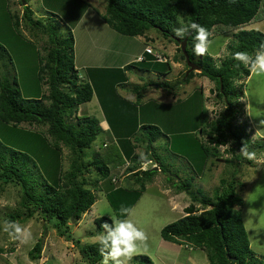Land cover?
Listing matches in <instances>:
<instances>
[{
	"label": "trees",
	"instance_id": "1",
	"mask_svg": "<svg viewBox=\"0 0 264 264\" xmlns=\"http://www.w3.org/2000/svg\"><path fill=\"white\" fill-rule=\"evenodd\" d=\"M25 1L27 6H23L20 0L24 9L23 23L15 14L12 16L14 19L12 27L20 32L21 29L23 31V24L31 39L38 42V48L43 37H48V44L44 47L47 55L43 57L39 54L38 57L40 67L37 78L42 84L48 85L49 93L46 95L36 92L41 90L39 84L32 90L34 97L23 94L18 77L14 74L12 56L0 43V182L16 184L21 188V205L28 211L23 222L32 218L36 212L40 213L45 221L53 222L59 237H65L67 241L73 242L75 238L67 226L68 222L72 216L78 220L91 210L96 202V192L102 191V184L112 183V169L116 170L130 163L127 171L135 172L132 175L143 188L159 173L153 167L142 171L144 163L152 161L154 165H160L162 172L166 170L167 166L161 164L160 156L154 148V143L163 135L162 125L157 121L145 123L139 111L134 116H116L114 124L107 119L113 129L112 136L115 142L106 145L102 141L105 146L102 145L95 157L97 174L91 178L93 172L85 162L87 150L91 149L98 136L105 132L98 119L77 116L80 106L94 98L93 85L80 81L75 61L72 26L75 24L74 17H78L79 12L74 7L77 6L81 11L82 5L79 3L83 2L79 0L80 2L75 4V0H68L70 1L68 4L65 0H57L58 2L53 4L51 2L54 0H49L50 2L44 0L46 9L53 16L57 15L55 9L61 12V21L67 25V31L61 32L55 19L49 18V22L36 19L35 12L29 5L32 0ZM106 2L103 19L120 35L144 36L150 29L155 28L166 38L176 42L182 57L180 59L185 62L186 57L180 45L188 38L187 54L190 61L201 68V72L198 73L201 77H206L216 84V96L225 106L224 111L220 112L215 120L209 122L207 119L201 129L203 141L200 142V146L208 160L210 158L220 160L221 147H227L225 152L233 154L230 159L224 160L231 165L236 161L239 162V166L244 163L252 164L253 156L264 154V140L252 143L248 123L236 124L241 113L240 99L244 97L243 85L237 86L236 82L249 78L264 54V32L256 29L246 30L244 27L252 22L264 21L263 0H106ZM218 28L238 29L237 32H233L235 40L228 46V56L219 65L206 54L205 49ZM198 47L201 48L199 54L196 50ZM145 54L149 56L146 51ZM157 63L146 58L143 62L130 64L121 69L113 68L109 75L112 73V76H115L119 71L121 82L127 83L126 71L136 65H144L146 71L147 66L153 65L149 70L156 74ZM164 64L170 65V62ZM185 74L180 81L181 85L189 84L196 77L194 72ZM179 83L175 86L168 82L144 86L133 84L132 88L136 98H139L137 91H146L148 87L158 86L172 89L170 91L172 92ZM199 91L203 96V90ZM45 102L49 104L46 105ZM141 109L142 107L139 108ZM73 118L77 124L69 121ZM23 123L39 124L46 129V134L38 131L29 135L18 128ZM192 140L194 141L191 142ZM179 142L183 154H187L196 138L190 135ZM134 143L135 145L141 143V146L145 147L147 158L137 153ZM62 146L71 152V164L67 170L64 169ZM172 148L174 149V145ZM178 153L181 154V151ZM169 171L175 173L170 169ZM236 172L239 173V170ZM171 178V181H177L173 185L176 191L189 194L194 203H200L204 207V211L200 213L194 203L188 206L185 209L186 216L161 231L164 241L202 250L206 252L210 264H264V257L258 256L251 248L242 216L245 202L237 194L239 181L235 179L228 183L222 180L223 189L217 191L213 197L198 189L200 195L198 197L193 192V177L183 180L179 173H175ZM113 195L121 204L127 198L138 195L137 200L135 198L132 203L133 208L140 200L142 192L114 189L107 194L109 197ZM127 214L128 211L126 217ZM14 219L11 217L10 221L14 223ZM121 221L124 222L123 218ZM96 223L101 240L79 247L86 264H99L110 253L118 237L117 229L109 217L98 218ZM41 242L39 241L30 252L29 256L33 261L40 259L38 255L42 247ZM1 251L3 249L0 248V253H4ZM35 252L39 254L32 255ZM134 264L154 263L149 256L142 255L135 257Z\"/></svg>",
	"mask_w": 264,
	"mask_h": 264
},
{
	"label": "rangeland",
	"instance_id": "2",
	"mask_svg": "<svg viewBox=\"0 0 264 264\" xmlns=\"http://www.w3.org/2000/svg\"><path fill=\"white\" fill-rule=\"evenodd\" d=\"M81 1L85 8L89 7L88 13L82 20L86 21L93 12L101 19H96L89 25L86 36L87 39L98 45L100 55H103L107 62L101 63L98 59L95 62L85 63L83 67L80 66L78 75L82 82H90L88 71L99 68L102 70L96 71L97 73L95 72V75L92 76L95 81L93 85L96 87L93 100L81 105L77 116L79 118L94 117L100 122L109 119L114 124L116 116H134L139 111L141 112L140 117L145 123L159 122L162 125L163 135L154 144V148L160 156L161 164L167 167L162 173H157L153 181L146 183L144 188L138 180H135V177L127 175V165L116 170L112 169L111 179L116 177L117 182L112 181L110 185H107L106 182L103 183L102 191L95 194L96 202L92 209L84 213L74 223L72 216L73 224L68 222L67 226L75 238L73 242L67 241L65 237H59L53 222L45 221L40 213L36 212L32 218L23 222L28 211L21 205V188L16 184L0 182V248L3 249L1 252H4L0 253V264H86L79 247L95 244L101 240L96 223L97 219L101 217H109L113 221L118 237L110 253L99 264H134L135 257L142 255L149 256L154 264H210L206 252L188 245L168 243L161 237V231L169 224L186 216L184 209L194 203L189 194L178 193L173 187L177 181H171V176H175V173H179L183 180L194 178L193 192L198 197H200L198 189L213 197L217 191L223 189L222 180H226L228 183L235 179L239 181L237 194L245 202L242 216L251 248L258 256L264 257V154L261 153L258 157L253 156L252 164L244 163L239 166L238 161L233 165L224 161L233 156V154L225 152L227 147L220 148L222 157L216 161L212 158L208 160L200 146L203 141L201 129L206 123L205 121L207 119L209 122L215 120L219 113L225 109L224 104L216 96V84L208 78L201 77L198 74L199 71H195L196 77L189 84L181 85L180 81L189 71L187 63L180 59L181 54H179V46L176 42L170 41L155 28L150 29L144 36L129 39L130 42L126 46L130 45V51L139 55L142 52L144 54V48L149 45L155 53L164 54L170 65H158L156 74L149 70V67L153 65L147 66L146 71H144L146 69L144 65H136L126 71L127 83L121 82L119 71L115 76H112V73L111 76L107 72L104 73L103 70L110 67L113 61V59L109 60L107 52L117 50L114 43H111L109 48L106 40L103 43L100 39L106 22L103 19V13L107 2L106 0ZM43 2L44 0H32L29 3L35 12L36 19H42L43 22H49V18L55 19L61 32L67 31V25L60 18L61 12L55 9L57 11L55 14L58 16H53L51 12L44 9ZM65 2L70 3V1ZM23 12L20 0H0V43L12 56V64L15 67V73H13L18 77L23 94L34 97L32 90L40 84L41 90H36V92L47 95L49 93L48 85L39 82L37 75L40 67L38 57L39 54L43 57L47 55L44 47L48 44V37H43L38 48V42L31 39V35L28 34V30L23 24V31H21L22 29L20 32L14 30L12 16L18 15L23 23ZM110 29L114 31L111 27ZM244 29H256L264 32V21L252 22ZM237 31L238 29L221 30L219 28L214 31L213 38L205 49L206 54H209L217 65L228 56V46L235 40L233 32ZM124 40L127 39H121V42ZM124 45L125 43L119 47L123 48ZM127 49L126 47V52ZM196 50L198 54L201 52L200 47ZM93 80L91 78V83ZM105 81L106 84H104ZM163 82H168L172 86L180 83L172 92H170L172 89L152 86L148 87L146 91H137L136 94L139 98H136L133 93V84L144 86ZM236 85H243L244 92V97L240 99L241 113L236 124L248 123L252 143L264 140V54L261 61L252 70L251 76L237 81ZM201 89L203 96L199 91ZM45 104L48 105L49 102H45ZM141 107L142 109L139 110ZM69 121L77 124L74 118ZM18 128L29 135L38 131L46 132V129L39 124L23 123ZM187 135H193L196 138V142L192 145L195 147L191 146L189 152L183 154L179 141L189 137ZM113 138L111 133L101 134L94 146L87 150L85 162L93 172L91 178L97 174L95 157L102 148V141L105 140L108 144L112 141L115 142ZM141 145V143H136V151L147 158L148 153ZM179 150L181 154L178 153ZM62 153L64 169L67 170L71 164V152L62 146ZM35 161L39 164L36 157ZM155 166L153 162L144 163L142 171L150 167H154L153 169L156 171ZM157 166L160 167V165ZM169 169L175 173L172 174ZM237 170L239 173L236 172ZM141 181L143 183L142 179ZM114 189H123L127 192L138 191V193L142 192V196L132 208V203L135 198L137 200L138 195L127 198L121 204L115 195L107 196ZM144 189L146 190L144 191ZM194 204L200 213L204 211V207L200 203ZM11 217L15 218L14 223L10 221ZM122 218L124 222L121 221ZM39 241H42L40 254L35 252L32 255L39 254L40 259L33 261L29 255Z\"/></svg>",
	"mask_w": 264,
	"mask_h": 264
},
{
	"label": "crops",
	"instance_id": "3",
	"mask_svg": "<svg viewBox=\"0 0 264 264\" xmlns=\"http://www.w3.org/2000/svg\"><path fill=\"white\" fill-rule=\"evenodd\" d=\"M65 1H68V0H65ZM75 1H76L75 4H77L81 0L80 1L75 0ZM57 2H58L57 0H54V2H51V3L54 4ZM43 4H44V2H43ZM79 4L82 5L81 2ZM74 8H75V10L77 9V11L79 12L78 17H76V16L74 17V20H75L74 23L75 24L72 26L74 39H75V61H76L77 69L80 70L79 69L80 66L83 67L85 63L95 62L98 59L101 63H103L104 61L107 62V59L103 55H100L98 45L95 42H93L92 40L87 39V36H86L89 25L94 23L96 19H100V18H98L97 14H95L93 12L92 15H89L87 17L86 21L82 20L83 17L85 16V14L88 13L89 7L85 8L82 5L81 11L79 10V8L77 6ZM44 9L49 11L48 9H46L45 5H44ZM133 38H136V37L123 36V35L118 34L115 31H112L110 29V27L105 22V25H104L103 30H102V34L100 35V39H101V41H103V43H105V40H106V43L109 45V48L111 47V43H114L115 47L117 46L116 47L117 50L114 51L115 50L114 49L113 51L109 50V52H107V54H109V60L113 59V61L111 62L110 67H107L106 70H103L104 73L107 72V74L109 75L110 70L113 68H120L121 69L127 65L138 63L142 56H144L145 58H148V60L151 59L150 57H152V56H150V55L147 56L145 54L146 48L151 47L149 45H147L144 48V54L142 52L139 55H137L136 52L133 53L130 51V49H129L130 45L126 46V44H128L130 42L129 39H133ZM139 38H141V37H139ZM121 39H127V40H124L121 42ZM124 43H125V45L123 48L119 47V46H122ZM126 47L128 48L127 52H126ZM157 65H159V63H157ZM99 70H102V69L99 68V69H93V70L88 71L87 74L89 75L88 77H89L90 83H91V78L93 80L92 76H94L95 72L96 71L98 72ZM91 84L92 85L95 84V81L93 80V83H91ZM104 84H106V81ZM93 88H94V93H95L96 87L94 85H93ZM101 126L105 132L103 134H107V132H110L113 135V129L111 128L108 121H106V120L101 121Z\"/></svg>",
	"mask_w": 264,
	"mask_h": 264
},
{
	"label": "clouds",
	"instance_id": "4",
	"mask_svg": "<svg viewBox=\"0 0 264 264\" xmlns=\"http://www.w3.org/2000/svg\"><path fill=\"white\" fill-rule=\"evenodd\" d=\"M21 1H22V0H21ZM23 6H27V5H23ZM170 41H171V39H170ZM180 47H181V45H180ZM147 48H151V49H152V47H147ZM147 48H146V49H147ZM152 51H153V54H148V53L146 52L148 55H151V56H152V58H151V59H152V62H158V63H163V64L168 62L164 54H162V55L159 54V53L157 54V53L154 52V49H152ZM158 57H161V61H158V60H157ZM141 58H143V60H139V62H143V61L146 60V58H145L144 56H142ZM141 58H140V59H141ZM151 59H150V60H151ZM153 59H154V60H153ZM261 59H262V57H261ZM261 59H260V61H261ZM148 61H149V60H148ZM186 63H187V60H186ZM187 66H188V65H187ZM188 68H189V67H188ZM188 68H187V69H188ZM194 72H195V71H194ZM200 72H201V70L199 71V73H200ZM204 78H206V77H204ZM211 82H212V81H211ZM79 110H80V109H79ZM78 113H79V112H78ZM100 126H101V122H100ZM101 128H102V126H101ZM156 142H157V141H156ZM156 142H155V143H156ZM104 143L107 145V143L105 142V140H104ZM155 143H154V144H155ZM102 145H103V144H102ZM104 146H105V145H104ZM148 162H152V161H148ZM126 165H127V167H126L127 175L129 174V176H133L135 172L130 173V172L127 171V168L130 166V164L127 163ZM119 168H120V167H119ZM119 168H117V169H119ZM153 168H154V167H153ZM155 168H158V170H156V171H159V173H162V170H161L162 168H161V167H158V166L156 165ZM145 170H146V169H145ZM132 174H133V175H132ZM113 182H114V183L117 182L116 177H113ZM92 207H93V206H92ZM91 209H92V208H91ZM185 209H186V208H185ZM185 209H184V211H185ZM82 216H83V215H82ZM70 222H71V221H70ZM74 222H75V216H74ZM74 222H73V223H74ZM71 223H72V222H71ZM73 223H72V224H73Z\"/></svg>",
	"mask_w": 264,
	"mask_h": 264
},
{
	"label": "water",
	"instance_id": "5",
	"mask_svg": "<svg viewBox=\"0 0 264 264\" xmlns=\"http://www.w3.org/2000/svg\"><path fill=\"white\" fill-rule=\"evenodd\" d=\"M22 3H23V5H27L25 0H22ZM187 42H188V38H186L184 41L181 42V49H182V51L186 57L187 65L189 67V71L187 73V75H188L191 72L200 71L201 68L190 61L189 55L187 54ZM222 86H221V89H222ZM156 170H158V168H156ZM72 220L74 222V216L72 217Z\"/></svg>",
	"mask_w": 264,
	"mask_h": 264
},
{
	"label": "built area",
	"instance_id": "6",
	"mask_svg": "<svg viewBox=\"0 0 264 264\" xmlns=\"http://www.w3.org/2000/svg\"><path fill=\"white\" fill-rule=\"evenodd\" d=\"M146 52H147L148 54H153V51H152L151 48H147V49H146ZM140 60H143V58H141ZM157 60H158V61H161V57H158Z\"/></svg>",
	"mask_w": 264,
	"mask_h": 264
}]
</instances>
